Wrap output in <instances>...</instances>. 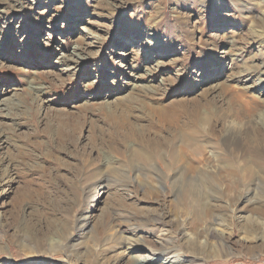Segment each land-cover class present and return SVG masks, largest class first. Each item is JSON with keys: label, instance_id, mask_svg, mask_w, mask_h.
Listing matches in <instances>:
<instances>
[{"label": "rangeland", "instance_id": "obj_1", "mask_svg": "<svg viewBox=\"0 0 264 264\" xmlns=\"http://www.w3.org/2000/svg\"><path fill=\"white\" fill-rule=\"evenodd\" d=\"M202 100L264 111V0H0V264H167L196 236L203 264H264L241 233L254 182L221 183L208 207L225 215L201 235L194 172L138 158L161 112ZM219 140L182 156L208 170Z\"/></svg>", "mask_w": 264, "mask_h": 264}, {"label": "bare ground", "instance_id": "obj_2", "mask_svg": "<svg viewBox=\"0 0 264 264\" xmlns=\"http://www.w3.org/2000/svg\"><path fill=\"white\" fill-rule=\"evenodd\" d=\"M75 49L81 51L83 47L79 44ZM221 90L223 92L226 91L224 89ZM132 102H134L133 99ZM132 102L128 101L125 103L127 110L131 109ZM191 103L192 107L189 106ZM238 104H241L244 111L236 107L235 109V105L228 104L226 113H223L222 107L224 102L222 103V100H218L217 102L209 100H202L201 102L192 101L178 106L167 107L165 111L158 115L160 122L157 124L159 131L156 132L154 137L156 140L150 139L152 146L139 152L138 158L152 169L155 168L152 165V161L158 164L157 160L161 158L162 160H167L171 165L173 163L175 165L176 163L182 164L186 166L188 171L194 172L195 178L191 180L188 186L183 187V189L187 190L183 198L192 200L198 207L206 204V208H200L197 211L193 210L194 212L196 211L195 215L199 218L205 219L208 217V222L202 228L201 235L212 236L214 231L213 225H216L219 221L222 222V216L225 215L219 209L212 212V209L208 207L209 204L212 208H216L218 207L217 204L222 201L220 200L223 190L221 183H238L240 180L243 183L246 181L254 182L255 185L252 192L256 199L253 203L258 206V210L250 211L251 216L245 218V224L241 227V233L247 240L264 244V216L262 210L264 207V111L260 109V105L255 101L240 100ZM259 117L261 118L260 121H258ZM219 122L221 131L219 130L218 137L221 139L219 141L223 144V149H219L218 152L211 150L212 158L204 162L208 170L195 171L197 167L188 164L182 154H186V151L192 154L200 153L202 150L200 139L205 134L217 139L218 137L213 132V127H215V123ZM162 135H167V137ZM90 188L92 187H88L87 192L91 190ZM260 206L263 207L260 208ZM117 215L114 214V216ZM120 217L113 219L115 221L111 220L109 224L111 225L116 220L118 221ZM211 218L215 222L212 223L213 220H210ZM78 219L75 223L80 224V229L85 228L88 224L86 216L84 214L80 215ZM23 228L25 229V236H30L31 241L37 240L36 234L40 230H35V225H25ZM68 230L69 228L66 229V231ZM69 237L70 232H67V239ZM35 244L39 245V241ZM187 244L188 252L179 254L177 250L173 251L175 260L174 262L169 261L167 264H203L201 258L209 250H206L204 245L198 243L197 236L196 239L194 238V241L191 239ZM159 245L158 252L161 254L172 249L166 242ZM143 264L155 263L151 258L150 260L143 261Z\"/></svg>", "mask_w": 264, "mask_h": 264}]
</instances>
